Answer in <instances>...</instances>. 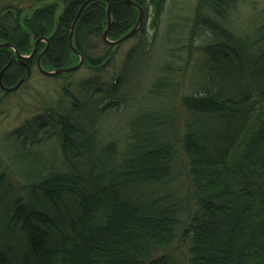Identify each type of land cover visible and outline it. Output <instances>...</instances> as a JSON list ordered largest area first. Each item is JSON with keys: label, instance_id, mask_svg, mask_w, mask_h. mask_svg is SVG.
Masks as SVG:
<instances>
[{"label": "trees", "instance_id": "16d2710c", "mask_svg": "<svg viewBox=\"0 0 264 264\" xmlns=\"http://www.w3.org/2000/svg\"><path fill=\"white\" fill-rule=\"evenodd\" d=\"M58 1L0 16V109L39 57L49 72L78 63L69 31L90 0ZM107 1L114 42L138 11ZM130 1L144 18L129 82L102 98L62 84L2 141L0 264H264V19L233 18L238 0ZM107 8L89 2L73 28L101 73L119 47L102 40Z\"/></svg>", "mask_w": 264, "mask_h": 264}, {"label": "rangeland", "instance_id": "374dc122", "mask_svg": "<svg viewBox=\"0 0 264 264\" xmlns=\"http://www.w3.org/2000/svg\"><path fill=\"white\" fill-rule=\"evenodd\" d=\"M3 4L7 6L14 7L12 10L5 9L3 13H0V16L12 15L17 11L21 12V20L30 16L38 7L44 4H53L58 3L60 4V8H63V5L58 0H1ZM132 2V1H131ZM4 5V6H5ZM137 5V4H136ZM138 6V5H137ZM188 8L186 12H190V8L192 9L191 5H186ZM59 7V6H58ZM139 7V6H138ZM141 8V7H139ZM264 0H238V9L232 13L233 18H237V20H244L248 21V25H253L256 23L257 20H263L264 17ZM60 9V10H61ZM84 9V8H83ZM82 9V10H83ZM142 9V8H141ZM60 10L57 11V14L60 13ZM137 10V9H136ZM138 11V10H137ZM152 11L151 8L149 9L147 18L148 23L146 26V30L148 31L149 35L152 34L150 29V24L152 22ZM139 15V14H138ZM144 18V16H143ZM241 29L244 31H248V26L244 24L238 23ZM243 25V26H242ZM73 35V34H72ZM73 39V37H72ZM138 38L129 39L119 45L116 50V54L114 55V59L112 61L111 67L104 72H95L92 69H89L85 66H81L74 73H70L71 75L66 76V80H58L53 81L45 78H41L42 74L37 72H32L30 83H27L25 87L20 88L23 81H20L21 84L17 86V93H13L6 98L5 103L3 104L2 108L0 109V146L3 144L2 141L8 137L14 129L21 128L26 124V120L30 119L32 115L33 106L37 105L35 99H51L55 101V96H57V92L59 87L62 84L67 85L69 83L72 85L76 90H78L81 96L88 95L91 98L95 96H99L102 98L105 90L108 88V91L112 90V85L115 81H119L120 84L124 83L126 78L128 81L127 73L130 70V62L133 56V47L136 46L138 43ZM37 43H34L33 48H36ZM74 46V45H73ZM113 46V47H114ZM75 52H77L75 50ZM74 53V52H73ZM78 53V52H77ZM74 53L79 61V53ZM49 72V71H48ZM45 77V76H44ZM189 77H187V80ZM113 82V83H112ZM18 85V84H17ZM128 85V84H127ZM188 85V84H187ZM31 87V95L29 93L25 94L27 90ZM2 89V88H1ZM4 90V89H3ZM33 90H37V95L32 93ZM120 91V88H119ZM8 101V103H6ZM8 105V106H5ZM34 112V111H33ZM8 140V139H7ZM12 143V141L10 140ZM8 147H3V151L8 150ZM7 158L5 154H2L0 151V175L4 174V176H0L4 179L14 178L9 175L7 170L8 165H6ZM12 180V181H13Z\"/></svg>", "mask_w": 264, "mask_h": 264}, {"label": "water", "instance_id": "95a60500", "mask_svg": "<svg viewBox=\"0 0 264 264\" xmlns=\"http://www.w3.org/2000/svg\"><path fill=\"white\" fill-rule=\"evenodd\" d=\"M91 1H95V0H90L89 2ZM104 1L107 5H108V8H107V26H106V29L104 31V33L102 34V40L109 46H114V45H119L129 39H131L139 30V28L141 27L142 25V19H143V16H144V12L141 8H139L135 3L131 2L130 0H126L128 2L129 5L135 7L137 10H138V20H137V23H136V26L129 32L127 33L126 35H124L123 37H121L119 40L117 41H114V42H109L107 40V34H108V31L111 27V24H112V20H111V17H110V10H109V2L107 0H102ZM88 2V3H89ZM87 2L80 8L75 20L73 21V24L70 28V31H69V45H70V48L72 49V51L74 53H77L75 52V49L73 47V44H72V37H73V28L82 12V9L88 4ZM35 52V48H33L32 50V53H31V56L34 54ZM78 54V53H77ZM79 55V61L78 63L71 67V68H68V69H60V70H56V71H52V72H48V71H45L41 68L40 66V62H39V59L40 57L38 58L37 60V69L38 71L45 77H48V78H53V77H57L59 75H63V74H67V73H74L76 72L78 69H80V67L83 65V57ZM23 58V57H21ZM23 59H26V58H23ZM22 81V80H21ZM21 84V82L18 83V85H16L14 88H11V89H4L5 91L7 92H11V91H15L17 89V86H19Z\"/></svg>", "mask_w": 264, "mask_h": 264}, {"label": "flooded vegetation", "instance_id": "af4514ba", "mask_svg": "<svg viewBox=\"0 0 264 264\" xmlns=\"http://www.w3.org/2000/svg\"><path fill=\"white\" fill-rule=\"evenodd\" d=\"M1 5H2V8H3V11H4L5 9H8V10H7L8 12H9V9L12 10V9H11V8H12L11 6H7V5H5V4H3V3H2ZM4 5H5V6H4Z\"/></svg>", "mask_w": 264, "mask_h": 264}, {"label": "bare ground", "instance_id": "6f19581e", "mask_svg": "<svg viewBox=\"0 0 264 264\" xmlns=\"http://www.w3.org/2000/svg\"><path fill=\"white\" fill-rule=\"evenodd\" d=\"M111 99H113V97H105V102H109ZM121 118H124L123 115H120Z\"/></svg>", "mask_w": 264, "mask_h": 264}]
</instances>
